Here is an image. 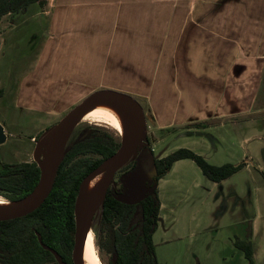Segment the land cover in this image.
<instances>
[{
  "label": "crops",
  "instance_id": "0c3cea01",
  "mask_svg": "<svg viewBox=\"0 0 264 264\" xmlns=\"http://www.w3.org/2000/svg\"><path fill=\"white\" fill-rule=\"evenodd\" d=\"M6 16L0 50L17 48L15 33L28 21L36 24L35 60L14 87L22 107L67 111L62 105L111 89L141 97L146 122L158 130L252 108L264 117V101L242 109L230 100L239 65L237 82L242 73L264 74V0H46L29 5L17 21ZM257 42L263 45L253 53L242 48ZM252 259L257 264L261 256L253 250Z\"/></svg>",
  "mask_w": 264,
  "mask_h": 264
},
{
  "label": "rangeland",
  "instance_id": "374dc122",
  "mask_svg": "<svg viewBox=\"0 0 264 264\" xmlns=\"http://www.w3.org/2000/svg\"><path fill=\"white\" fill-rule=\"evenodd\" d=\"M20 13L6 18L15 21ZM24 26L25 29L21 27L23 29L15 33L17 48L2 46L0 50V85L4 87H0V122L7 133L6 142L0 145V160L3 162L34 160L38 141L69 111L36 112L22 107L20 99L17 100L15 84L31 68L37 52L36 43L32 40L36 24L28 21ZM262 45L258 42L242 43V48L253 53ZM242 68L239 65L237 75L244 70ZM242 74L239 82L237 75L231 74L232 105L240 103L243 107H238L243 109L246 104L249 107L251 101L263 104L264 84L258 88L256 82L264 81V74ZM133 97L142 105L145 114L148 113V107L142 104L144 100ZM255 109L214 119L204 126L186 123L163 131L154 129L155 122L147 123L146 135L151 141L145 145L151 148L155 158L166 156L178 148H188L213 165L243 164L230 177L213 182L202 174L192 159L183 158L174 162L158 180L156 190L160 210L153 242L160 264H247L242 251L237 248V240L251 241L257 257L261 256L257 264H264V169H259L264 146V117L256 114ZM98 127L116 131L103 122L82 121L71 141L90 135ZM144 146H140L138 154ZM127 169H119L115 173L108 189L120 193V198L128 202L137 201L151 190L152 172L147 174L145 187L140 188L135 186V181L131 180L134 178L130 176L125 181L123 177ZM136 179L143 178L139 176ZM0 198L5 199L1 195ZM99 216L100 210L90 222L89 229L93 233L98 257L102 264H108L110 254L97 245L101 241L97 231Z\"/></svg>",
  "mask_w": 264,
  "mask_h": 264
},
{
  "label": "trees",
  "instance_id": "16d2710c",
  "mask_svg": "<svg viewBox=\"0 0 264 264\" xmlns=\"http://www.w3.org/2000/svg\"><path fill=\"white\" fill-rule=\"evenodd\" d=\"M45 2L46 0H0V20L5 15L24 12L31 4L42 6ZM78 125L67 139L52 189L41 205L23 217L0 221V264H58L54 255L44 249L43 245L56 250L64 262H72L75 205L81 182L113 155L121 143V136L117 131L104 127H98L90 135L72 142ZM145 141L149 142L148 136ZM183 158L192 159L202 174L213 182L230 177L243 165H213L188 148H178L155 159L151 190L138 202H128L120 198V193L108 189L100 208L97 228L101 238L97 245L110 254L108 264H160L153 242L160 210L157 183L174 162ZM133 162L130 160L120 170L131 167ZM130 171L126 170L125 174ZM40 175L41 170L35 160L18 163L0 161V195L12 201L22 199L34 190ZM236 245L242 251L246 263L253 264L251 241L237 240Z\"/></svg>",
  "mask_w": 264,
  "mask_h": 264
},
{
  "label": "water",
  "instance_id": "95a60500",
  "mask_svg": "<svg viewBox=\"0 0 264 264\" xmlns=\"http://www.w3.org/2000/svg\"><path fill=\"white\" fill-rule=\"evenodd\" d=\"M110 97L124 100L128 102L130 105H132L136 110V117L134 119L133 125L131 126L129 131L126 133V135L121 136V143H120V147L118 148V150L113 155H111L106 160H104L94 171L89 173V175L86 176L81 182L79 194L76 199V205H75V233H74V244H73V249L71 253L72 263L64 262L56 250L50 248L47 245H43L44 249L49 250L54 255L55 260L57 261L58 264H83L81 260L80 250H81L85 235L87 233V230L89 229V224L92 221V219L95 217L97 212L100 210L101 205L106 197L108 186L112 182V179L115 173L123 165L126 164L123 162L125 153L132 145H134L137 142L136 148L134 149L133 153L129 157L130 158L129 161L134 160V157L138 155L140 146L145 145V142H146L145 140L147 137L146 135V132H147L146 116H145V112L143 110L142 105L138 102L136 98H134L131 94L123 92V91L111 90V89H99V90H95L87 94L77 104L71 107L69 111H67L63 115V117L47 131V133L38 141L35 147L34 160L38 163L40 170H41V175H40V179H39L37 186L28 196L22 199L13 200V201L6 200L11 203H15V202H22V203L0 211V221L10 220V219L23 217L31 213L32 211H34L37 207L41 205V203L45 200V198L48 196V194L50 193L52 189L54 178L57 174L59 164L61 162L63 153L65 151L66 143L63 148V151L61 153L59 152V138H60L61 133L74 120H76V118H78L91 105V103L94 100L98 98H110ZM6 138H7V135L4 130V126L2 125V123H0V144H3L6 141ZM45 139H48L49 141L50 164L48 168H45L43 166V164L40 161V156L37 153L39 146ZM149 148H150L149 146L145 145L142 150H144L148 155L152 156L153 153L150 151ZM147 154H144V155H147ZM141 166H142V163H139V160H138L137 165L131 169L130 173L123 177L125 181L127 177L129 176L134 178L131 180L135 181L134 182L135 186L140 187V188L141 186L145 187L144 181L148 173L152 172V176L155 174L154 165L152 169L149 171H148V168L140 169ZM100 168L105 169V178L103 180V183L101 184L98 190V193L94 197V199L90 203L85 205L83 208H80L79 199L83 193L84 181L90 175H92L95 171L99 170ZM139 176H141L143 179L137 181L136 177H139ZM151 179H153V177ZM130 186H134V185L131 184ZM139 199L140 197L138 198V200ZM137 201L135 200V202ZM38 238L40 239V236Z\"/></svg>",
  "mask_w": 264,
  "mask_h": 264
},
{
  "label": "bare ground",
  "instance_id": "6f19581e",
  "mask_svg": "<svg viewBox=\"0 0 264 264\" xmlns=\"http://www.w3.org/2000/svg\"><path fill=\"white\" fill-rule=\"evenodd\" d=\"M135 117L136 110L128 102L114 97L98 98L94 100L91 105L61 133L59 138V152L61 153L63 151L69 135L71 134L73 129L82 121L91 120L106 123L114 128L120 136H124L133 125ZM136 145L137 142L127 150L123 158L124 163H127L129 161V157L136 148ZM37 153L40 156V161L43 166L45 168H48L50 164L48 139H45L41 143ZM104 178L105 169L100 168L84 181L83 193L79 199L80 208H83L94 199L101 184L103 183ZM20 203L22 202L11 203L6 201L5 199L0 198V211L19 205ZM80 255L83 264H102L100 258L96 253L93 233L90 229L87 230V233L85 235L80 250Z\"/></svg>",
  "mask_w": 264,
  "mask_h": 264
},
{
  "label": "flooded vegetation",
  "instance_id": "af4514ba",
  "mask_svg": "<svg viewBox=\"0 0 264 264\" xmlns=\"http://www.w3.org/2000/svg\"><path fill=\"white\" fill-rule=\"evenodd\" d=\"M0 118H1V116H0ZM1 123V122H0ZM3 125V124H2ZM4 126V125H3ZM4 130H5V127H4ZM5 132H6V130H5ZM6 135H7V133H6ZM33 140L35 139L34 137H31ZM6 140H7V138H6ZM149 141H151V139L149 138ZM6 142V141H5ZM4 142V143H5ZM3 143V144H4ZM1 145V144H0ZM153 153V152H152ZM144 154H147L144 150H142L138 155H136L135 157H134V162L132 163L133 165H131V167H130V170L132 169V168H134L136 165H137V162H138V160H139V163H142V166H141V168L140 169H145V168H148V171L149 170H151L152 169V167H153V165H154V167H155V157L152 155H144ZM1 161V160H0ZM32 161V160H31ZM1 162H3V161H1ZM21 162H26V161H21ZM4 163H18V162H4ZM128 170V169H127ZM154 176V175H153ZM3 197V196H2ZM4 198V197H3ZM6 199V198H5ZM7 200V199H6ZM140 200V199H139ZM138 200V201H139ZM137 201V202H138ZM159 219V218H158ZM72 263V262H71Z\"/></svg>",
  "mask_w": 264,
  "mask_h": 264
}]
</instances>
